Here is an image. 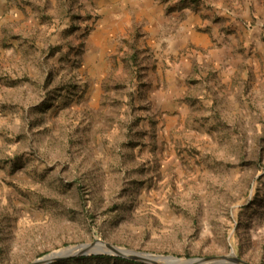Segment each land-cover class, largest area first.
<instances>
[{
	"label": "rangeland",
	"instance_id": "1",
	"mask_svg": "<svg viewBox=\"0 0 264 264\" xmlns=\"http://www.w3.org/2000/svg\"><path fill=\"white\" fill-rule=\"evenodd\" d=\"M96 242L264 264V0H0V264Z\"/></svg>",
	"mask_w": 264,
	"mask_h": 264
},
{
	"label": "water",
	"instance_id": "2",
	"mask_svg": "<svg viewBox=\"0 0 264 264\" xmlns=\"http://www.w3.org/2000/svg\"><path fill=\"white\" fill-rule=\"evenodd\" d=\"M95 245H100L102 246L103 249H106L108 252L119 254V255H124L126 257H129L131 259H136V260H141L142 257L144 258H150L152 260H155L156 257H148V256H143L139 255L136 253H132L129 251H123L118 247H114L111 245L103 244V243H93V244H86V245H79L67 249H61L58 250L57 252L50 253L49 255L43 257L40 260L35 261L32 264H46L55 260L71 257V256H76L83 254L90 249H93ZM171 262L173 264H228V263H235V264H246L244 262H241L239 260H236L232 254L230 253L227 256H222V257H215V258H210V259H205V260H187V261H178L177 259L170 258Z\"/></svg>",
	"mask_w": 264,
	"mask_h": 264
}]
</instances>
